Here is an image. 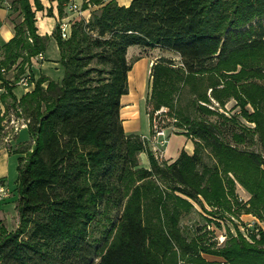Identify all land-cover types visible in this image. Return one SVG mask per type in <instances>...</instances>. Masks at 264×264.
I'll list each match as a JSON object with an SVG mask.
<instances>
[{"label":"trees","instance_id":"obj_1","mask_svg":"<svg viewBox=\"0 0 264 264\" xmlns=\"http://www.w3.org/2000/svg\"><path fill=\"white\" fill-rule=\"evenodd\" d=\"M56 1L62 17L68 0ZM12 7L22 20L0 45V100L29 118L33 144L18 150V225L8 231L0 220V264H164L173 249L200 264H212L201 253L224 264H264L260 227L252 243L239 231L218 246L203 233L188 240L179 228L189 199L204 207L199 195L215 210H230L226 197L237 196L229 172L250 193L247 210L264 222V0H108L87 20L72 22L66 39L56 24L51 35L63 75L34 78L29 69L34 87L19 99L16 81L51 35L37 33L41 0H12ZM46 12L52 15V8ZM131 45L179 57V70L165 57L153 65L154 89L165 71L207 75L212 90L222 84L235 99L250 126L237 114L186 119V133L213 153L212 167L183 150L171 163L158 162L140 135L124 130L121 96L128 93ZM154 94L168 103L161 90ZM7 115H0V133ZM141 152L148 167L139 164Z\"/></svg>","mask_w":264,"mask_h":264},{"label":"rangeland","instance_id":"obj_2","mask_svg":"<svg viewBox=\"0 0 264 264\" xmlns=\"http://www.w3.org/2000/svg\"><path fill=\"white\" fill-rule=\"evenodd\" d=\"M48 1L51 4L52 0ZM44 2L46 3L47 0ZM13 8L14 7H12L13 12L11 14L14 16V22H20L22 17L18 11H15ZM64 11V16H68L74 21L78 19L76 13L66 10V5H64ZM141 48L139 45H132L129 52L128 61L131 65L130 70L137 69V71H140L139 73L141 77L139 86L136 85V88L134 82L129 79L128 73V86H130V91H128L126 96L129 100L128 103H132L134 100L135 102L138 101V131L140 133H144L145 135H149L155 128V125H157L160 128L166 129V134L169 135V139L172 138L171 140L176 138L175 136L181 137L183 135L187 140L186 143L189 142L191 148L189 149L187 147H182L181 150L189 155L196 154L199 156V158H201L202 163L206 164L208 167H212L216 162L213 153L202 141L193 138L188 133H186L188 129V125H186V119L192 120L202 118L215 121L218 120L219 117L224 116L225 118H230L231 116L237 114V117L241 122L246 123L248 126H250V123L239 117L238 112L240 111V107L236 104L235 99L229 96V91L225 88H221L222 84L216 87L218 89L212 90L207 75H186L184 73H176L174 71H165L161 74L160 80L155 83L156 87L154 89V77L152 72L153 65L160 62L161 57H165L172 61V64L169 66H171L173 69H178V66H180L179 57L173 52L163 50L159 47H143L144 49ZM47 57L60 58L54 40H51L47 50ZM139 59H145L143 61H145L146 64L142 65V63L137 62ZM62 75V67H60V70L57 72H53L54 77L60 78ZM29 81L30 80H28V82ZM157 90H161V97L162 99L167 100L165 101L168 102L167 104L163 103L164 101L157 100V97L154 94ZM133 97L135 98L134 100ZM202 105L206 108V110L203 109V113L198 112V106H200L201 110ZM124 108L129 109L131 106L126 105ZM8 110L9 118L7 117L6 120L3 121L4 129L0 133V147H3L4 145L6 146L9 143V139H14L18 134V130L23 128L21 125L26 124L28 123L27 121H29V118H25V116L22 115L20 111H17L16 108L14 109L9 106ZM245 110L252 111V108L249 104H247L245 106ZM11 119H14L15 122L11 123ZM225 124V126H228L229 128L232 123L228 122L227 120ZM251 126H253V124H251ZM24 128L27 127L24 126ZM2 134L5 135V138H2ZM25 134L26 131L21 133V137ZM226 139H229L228 135H226ZM32 144L33 140L31 141L30 139L25 143L15 145V147L16 149L20 150L21 148H27ZM167 146L163 148L159 155H154L158 162L162 161L171 163L174 160L168 158L170 156L167 155L169 151ZM247 148L259 150L257 144H250ZM144 153L146 154V152ZM140 154V166L148 167L147 160L145 161L143 158H140ZM198 169L200 170V166ZM14 170L15 169L11 168V176L7 178V181L10 183H12L14 180ZM227 175L232 181V185L234 186V194L237 196L236 199H234V197L227 195L226 200H230L231 206L229 211L220 212L215 210L216 207L208 205L207 202L202 197H200V195L199 198H201L204 207L189 199L188 201L191 202L192 205L188 212L185 211L186 209L181 211L182 214L179 220V228L181 233L188 240L193 237L200 236V234L203 233L204 237L208 238L207 241L215 240L218 246L225 242L228 233L236 235V233L240 231L244 239L247 242L252 243L253 239L251 234L255 236L258 227L264 230V222L247 210L250 208V193L244 188L242 183L233 176L231 172L227 173ZM219 178L221 186L225 189L226 184L228 183H224V176L220 171ZM137 184H139V181L134 182L131 185V188ZM215 184H217V182H215ZM7 186L9 187V196L4 198L3 201L1 200V203L4 205L9 203L10 205L6 212H2L3 218L1 220L2 224L7 228L8 231H10L15 230L18 225V212L16 209L17 184L11 187L9 185ZM14 203L16 204L15 206ZM172 205L173 204L170 206L171 209ZM5 208L6 206L4 209ZM204 230H206V232H204ZM201 254L209 263L224 264V260L220 256L209 253ZM164 264L200 263L193 262L189 256L182 254L177 249H173L172 252L166 256Z\"/></svg>","mask_w":264,"mask_h":264},{"label":"crops","instance_id":"obj_3","mask_svg":"<svg viewBox=\"0 0 264 264\" xmlns=\"http://www.w3.org/2000/svg\"><path fill=\"white\" fill-rule=\"evenodd\" d=\"M44 1H46V0H41L42 4L44 6V9L38 10L35 12V18H36L35 25L37 27V33L38 34H40V35H45V34L51 35L52 32L54 31V28L57 24V20L59 18L58 13H57V1L52 0L51 1L52 5L50 4V2L48 0L46 3ZM78 1H80V0H78ZM116 2L119 5H128L131 2V0H116ZM48 7L52 8V15H47L46 10ZM93 10H95V9H91V10L87 9V10L83 11V18L87 20L90 17L91 11H93ZM12 12H13L12 11V0H0V45L4 44L6 41H8L14 35V25L18 22H14V16L11 14ZM71 24H72V22H71ZM51 40L52 41L54 40L56 43L55 38L51 35L49 40H48L46 50L44 52H42V58L38 59V58H35L34 56H32L30 59V65L26 66L27 69L31 70V72L35 76L34 78H37L40 74H44V75H46V76H48L54 80H59L61 78V77L59 78V77L53 76V72H57L58 70H60V67H62L58 61L59 59L47 57V50L49 48ZM131 46H129L127 49V58L129 57V52L131 50ZM56 47L58 50L57 43H56ZM141 47L142 46H140V48ZM144 48H146V47H144ZM144 48L142 47L141 49H144ZM58 52H59V50H58ZM139 60L137 62L142 63V65L146 64L145 61H143L145 59H142V60L139 59ZM12 73L13 72H9L8 76H11ZM129 79H130V77H129ZM139 81H140V79L137 81L138 86H139ZM43 85L45 86L46 82L43 83ZM33 87H34L33 81H29L28 83L22 84V85L16 84L13 88V93L15 94L17 99H19L25 92L32 90ZM135 87H136V85H135ZM2 91H3V88L0 87V93ZM128 91H130V86H128ZM126 96H127V93L121 96L122 106L120 109V116H121L122 121H123L124 130L128 133H135V134H138L140 136H145L144 133H140L138 131V123H137V119H138V115H139L138 106H137L138 101L135 102V100H134L135 98L133 97L134 101H132V103L131 102L128 103L129 100ZM8 105H9V101H7V100L1 101L0 100V115L5 113V111H7V112L9 111L8 107H7ZM126 105H130L131 108H129V109L124 108ZM129 111H131V112H129ZM7 117H8V115H7ZM24 131H26V134L21 137V133H23ZM175 137L176 138H173V140H171L172 138H170L168 141V144H167L168 146L166 145L168 147V150H169L167 155L170 156L168 158H170L171 160L175 159L178 156L179 151L181 150L182 147H187L189 149L191 148L189 142L186 143L187 140H186L185 136L182 135L181 137H178V136H175ZM2 138H5V135L2 134ZM30 139L31 138H30V135L27 131V128L23 127V128H20L18 130V134L14 139H9V143L6 146L4 145L3 147H0V184H4L7 188H9L7 185H9L11 187V186L17 184V174H16L17 171L16 170H17V165H18V157L23 155V153L18 152V149H16L15 145H18L20 143H25L26 141H28ZM140 158H143L145 161L147 160V164H148V159H147V156L144 152H142L140 154ZM144 167H147V166H144ZM11 168L15 169L14 173L16 175V177L14 175V180L12 183L7 181V178H9L11 176ZM17 198H18V194H17ZM9 205H10L9 203L6 205L2 204L1 200H0V220L3 218L2 212L3 211L6 212ZM15 205L16 204L14 203V206ZM5 206H6V208L4 209Z\"/></svg>","mask_w":264,"mask_h":264},{"label":"built area","instance_id":"obj_4","mask_svg":"<svg viewBox=\"0 0 264 264\" xmlns=\"http://www.w3.org/2000/svg\"><path fill=\"white\" fill-rule=\"evenodd\" d=\"M106 1L108 0H100L99 2H94L92 0H68L65 5L66 10H68L69 12L76 13V16L78 17V19H80L83 18V11L87 9L91 10L99 8ZM71 22H74V20H72V18L68 16H62L58 18L57 24L62 39H66L69 36ZM34 57L38 59L42 58V53H38ZM27 80L31 79L29 69L26 68V71L19 76L18 80L16 81V84H25V81ZM10 122L14 123L15 121L14 119H11ZM24 126L27 127V124L21 125V127ZM166 133V129L160 128L155 125V128L153 129L152 133H150L149 135L141 136V139L143 140L145 146L149 148L156 156L159 155V153L162 152L163 148H165V146L168 144L169 135H167ZM8 196L9 189L4 184H0V200H3ZM256 237H258V235Z\"/></svg>","mask_w":264,"mask_h":264},{"label":"bare ground","instance_id":"obj_5","mask_svg":"<svg viewBox=\"0 0 264 264\" xmlns=\"http://www.w3.org/2000/svg\"><path fill=\"white\" fill-rule=\"evenodd\" d=\"M129 77H130V80L131 81H133L134 82V85H137V81L140 79V73H139V71H137V69H132V70H130V72H129ZM28 82V80L27 81H25V84ZM138 86V85H137Z\"/></svg>","mask_w":264,"mask_h":264}]
</instances>
